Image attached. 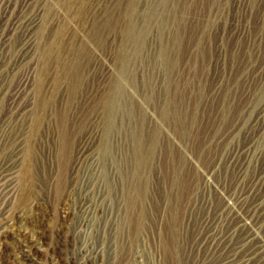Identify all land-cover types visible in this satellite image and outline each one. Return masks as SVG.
I'll list each match as a JSON object with an SVG mask.
<instances>
[{"label":"rangeland","instance_id":"1","mask_svg":"<svg viewBox=\"0 0 264 264\" xmlns=\"http://www.w3.org/2000/svg\"><path fill=\"white\" fill-rule=\"evenodd\" d=\"M0 264H264V0H0Z\"/></svg>","mask_w":264,"mask_h":264}]
</instances>
